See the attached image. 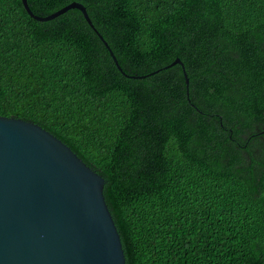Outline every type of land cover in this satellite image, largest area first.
Here are the masks:
<instances>
[{"label":"trees","instance_id":"16d2710c","mask_svg":"<svg viewBox=\"0 0 264 264\" xmlns=\"http://www.w3.org/2000/svg\"><path fill=\"white\" fill-rule=\"evenodd\" d=\"M0 0V116L103 180L124 264H264V0ZM188 78V98L181 67ZM189 100V102L187 101Z\"/></svg>","mask_w":264,"mask_h":264},{"label":"water","instance_id":"95a60500","mask_svg":"<svg viewBox=\"0 0 264 264\" xmlns=\"http://www.w3.org/2000/svg\"><path fill=\"white\" fill-rule=\"evenodd\" d=\"M20 2L38 22L79 10L118 71L146 77L122 71L83 5L72 2L41 17L27 0ZM177 64L188 98L178 58L150 75ZM103 185V178L54 135L32 122L0 116V264H124Z\"/></svg>","mask_w":264,"mask_h":264}]
</instances>
